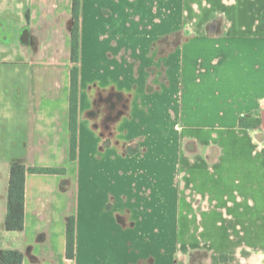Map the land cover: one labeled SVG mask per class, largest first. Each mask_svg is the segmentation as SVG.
Wrapping results in <instances>:
<instances>
[{
    "label": "crops",
    "instance_id": "1",
    "mask_svg": "<svg viewBox=\"0 0 264 264\" xmlns=\"http://www.w3.org/2000/svg\"><path fill=\"white\" fill-rule=\"evenodd\" d=\"M263 12L264 0H81L72 159L73 0H0V252L264 264ZM14 162L65 169L27 173L23 231L4 226Z\"/></svg>",
    "mask_w": 264,
    "mask_h": 264
},
{
    "label": "trees",
    "instance_id": "2",
    "mask_svg": "<svg viewBox=\"0 0 264 264\" xmlns=\"http://www.w3.org/2000/svg\"><path fill=\"white\" fill-rule=\"evenodd\" d=\"M74 24L72 28V62L71 68V157L75 159L78 145V106H79V72L77 63L80 61V31H81V0H73ZM261 27L264 30V12ZM240 127L258 129L262 119L254 116H241ZM36 173H64L63 168L29 167L22 162H14L10 168L8 188L7 214L5 229L8 231H23L25 228L26 175ZM66 256L74 259L76 256V217L70 216L66 228ZM0 264H26L24 254L19 250H2Z\"/></svg>",
    "mask_w": 264,
    "mask_h": 264
},
{
    "label": "rangeland",
    "instance_id": "3",
    "mask_svg": "<svg viewBox=\"0 0 264 264\" xmlns=\"http://www.w3.org/2000/svg\"><path fill=\"white\" fill-rule=\"evenodd\" d=\"M164 240H165V241H166V240H169V236H167V235L164 234Z\"/></svg>",
    "mask_w": 264,
    "mask_h": 264
}]
</instances>
